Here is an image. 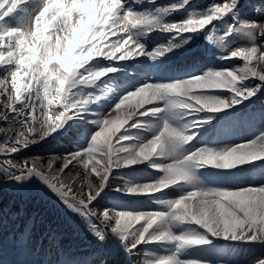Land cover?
<instances>
[{
  "label": "snow or ice",
  "instance_id": "snow-or-ice-1",
  "mask_svg": "<svg viewBox=\"0 0 264 264\" xmlns=\"http://www.w3.org/2000/svg\"><path fill=\"white\" fill-rule=\"evenodd\" d=\"M201 40L241 63L161 76ZM261 94L264 0H0V184L79 219L99 251L66 264H225L264 245V183L245 175L264 176V131L205 139L251 119ZM60 138L73 147L22 156ZM138 201L153 207L122 206ZM20 243L43 242L26 229Z\"/></svg>",
  "mask_w": 264,
  "mask_h": 264
},
{
  "label": "trees",
  "instance_id": "trees-1",
  "mask_svg": "<svg viewBox=\"0 0 264 264\" xmlns=\"http://www.w3.org/2000/svg\"><path fill=\"white\" fill-rule=\"evenodd\" d=\"M211 55L212 58L215 57L214 54ZM257 105H264V94H261L259 100L249 108ZM261 124L264 131V121ZM72 147L71 139L60 138L33 146L22 153V156L47 157L52 152L63 153ZM105 203L111 201L106 199ZM26 229L31 231L34 240L43 242L30 248L33 251H37L38 248L39 253L47 254V264H66L73 259L93 260L99 251L79 219L67 212L54 197L37 193L21 195L10 190L7 185L0 184V238L9 235L11 242L17 241L0 250V257H4L10 248L20 243V234ZM53 236L55 244L50 242ZM218 243L225 248L229 247L225 242ZM232 247L237 251L222 258L225 264L233 259L238 261V264H251L254 259L264 257V245L261 244Z\"/></svg>",
  "mask_w": 264,
  "mask_h": 264
},
{
  "label": "rangeland",
  "instance_id": "rangeland-1",
  "mask_svg": "<svg viewBox=\"0 0 264 264\" xmlns=\"http://www.w3.org/2000/svg\"><path fill=\"white\" fill-rule=\"evenodd\" d=\"M160 1H161L162 4L163 3L172 2V0H158V2H160ZM201 1L202 0H199L200 3H201ZM202 2H205V4H206V3L209 2V0H204ZM144 7H149V5L144 6ZM248 11H249V16L254 15L251 12V10H248ZM183 15H184V13H179V14H177V16H175L173 18L174 19H180V18L183 17ZM161 38H162V36L160 34L154 33L152 35L150 41H149V45L148 46L151 48V47L155 46L156 44L163 42V40H159ZM198 46H201V48H198ZM208 48L209 47L206 46V42L205 41H202V40L201 41H197L195 44H193V46L191 48L187 49L184 52H181V53L175 55V57H186V58H188L190 56V54L195 52L196 50H201V54H202V53H205L206 51H208ZM214 52L216 54L214 58L218 62L222 63V61L218 59V56L221 54V50L215 49ZM223 62L229 63L228 65L226 63V67H232L233 65L241 63L239 60L223 61ZM214 66L218 67L216 65V63H214ZM261 109H262V106H259V105H257V107L249 108L248 112L251 115V119H253L257 115L259 117L260 113H261ZM245 120H250V119H245ZM254 134H257V131H255V130H252V131L244 130L242 133H241V131H237L233 135L227 134L225 132H222V133L219 132L218 139L222 140L221 144L233 143V142H240L242 140L251 138ZM7 187L10 190H12L13 192L21 194V195H25V194H28V193H37V194H40V195L41 194H45V193L41 192L36 187L30 188V189L25 190L23 192L17 190L11 184H8ZM122 206L132 207V208H151V207H153V205L147 204V203H145L143 201H138V202H135V203H125ZM8 236L0 238V250H4V248L6 246H9L10 243L12 244L13 242H17V241H12L11 242L10 241V237H8ZM88 236L92 240V242L95 244V242L93 241L91 236L89 234H88ZM5 257L6 256L0 258V264H37L38 263L37 260H36V257L27 256V254L25 252V247H23L21 244L18 247H16V248H14V247L12 248L10 259L7 258L5 260ZM57 264H59V263H57Z\"/></svg>",
  "mask_w": 264,
  "mask_h": 264
}]
</instances>
